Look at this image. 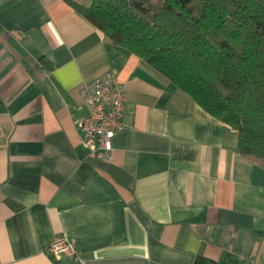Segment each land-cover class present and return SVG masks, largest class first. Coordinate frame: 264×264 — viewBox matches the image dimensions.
<instances>
[{"label": "crops", "instance_id": "0c3cea01", "mask_svg": "<svg viewBox=\"0 0 264 264\" xmlns=\"http://www.w3.org/2000/svg\"><path fill=\"white\" fill-rule=\"evenodd\" d=\"M68 1L91 2L0 0V264H264V167ZM105 70L123 127L97 158L79 89ZM56 235L76 257L48 256Z\"/></svg>", "mask_w": 264, "mask_h": 264}, {"label": "trees", "instance_id": "16d2710c", "mask_svg": "<svg viewBox=\"0 0 264 264\" xmlns=\"http://www.w3.org/2000/svg\"><path fill=\"white\" fill-rule=\"evenodd\" d=\"M73 9L236 132L264 167V0H91Z\"/></svg>", "mask_w": 264, "mask_h": 264}, {"label": "built area", "instance_id": "2783aa9c", "mask_svg": "<svg viewBox=\"0 0 264 264\" xmlns=\"http://www.w3.org/2000/svg\"><path fill=\"white\" fill-rule=\"evenodd\" d=\"M79 98L87 108L86 114L77 122L82 144L91 155L103 158L112 150V139L123 127V89L116 82L114 73L105 70L81 85ZM46 252L56 262L77 256L73 240L65 235L54 236Z\"/></svg>", "mask_w": 264, "mask_h": 264}]
</instances>
